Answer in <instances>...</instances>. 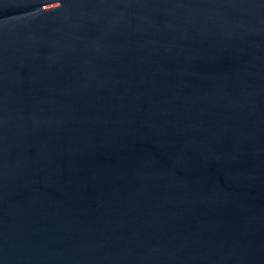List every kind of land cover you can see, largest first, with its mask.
<instances>
[{
  "label": "water",
  "instance_id": "water-1",
  "mask_svg": "<svg viewBox=\"0 0 264 264\" xmlns=\"http://www.w3.org/2000/svg\"><path fill=\"white\" fill-rule=\"evenodd\" d=\"M0 264H264V0H0Z\"/></svg>",
  "mask_w": 264,
  "mask_h": 264
}]
</instances>
